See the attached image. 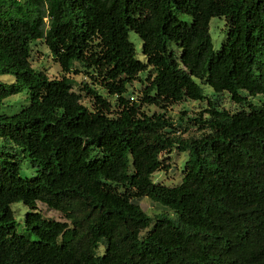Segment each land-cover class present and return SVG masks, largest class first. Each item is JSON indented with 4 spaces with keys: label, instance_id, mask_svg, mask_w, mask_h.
Wrapping results in <instances>:
<instances>
[{
    "label": "trees",
    "instance_id": "trees-1",
    "mask_svg": "<svg viewBox=\"0 0 264 264\" xmlns=\"http://www.w3.org/2000/svg\"><path fill=\"white\" fill-rule=\"evenodd\" d=\"M214 18L227 26L219 50ZM38 41L60 79L32 67ZM82 72L105 94L75 91ZM10 74L0 109L25 92L29 105L0 114V264H264V104L248 99L264 96V0H0V76ZM140 77V95L130 93ZM201 85L242 109L208 100L180 119L201 133L183 138L165 111L204 102ZM174 150L188 155L182 182L155 183ZM22 160L34 178L21 176ZM145 198L164 212L150 216ZM39 203L66 222L44 218Z\"/></svg>",
    "mask_w": 264,
    "mask_h": 264
},
{
    "label": "rangeland",
    "instance_id": "rangeland-1",
    "mask_svg": "<svg viewBox=\"0 0 264 264\" xmlns=\"http://www.w3.org/2000/svg\"><path fill=\"white\" fill-rule=\"evenodd\" d=\"M227 31L226 21L220 18H214L210 22V34L213 42V46L216 50H219L225 41V33ZM130 41L136 47V53L141 61H145L143 57V43L140 37L134 32L130 33ZM31 64L34 69L37 71L43 72L48 75L50 79H60L63 76L61 67L53 59L50 50L42 41H38L32 45V58ZM71 77L77 81L78 86L75 87V91L82 92L84 85L88 84L92 88H97L99 91L105 92L101 89L99 81L94 80L88 77L85 72L80 73L79 75L72 74ZM144 77V76H143ZM141 77L135 81L130 88V93L135 92L136 95H140L141 90L143 89V81ZM14 82V77L10 75H1L0 76V85L1 84H10ZM204 89L206 100L204 102L199 101H184L179 104L170 106L165 111V114L170 117L176 123V130L183 138L197 137L201 133L194 127L190 128L188 132H184L186 124L181 122L180 119L184 118H198L200 113H204V110L208 107V100L219 101L220 109H226L231 113H236L242 109V105H236L229 97L228 93L223 95L217 94L214 90L208 85H201ZM245 95V94H244ZM248 99L254 105L264 104V96H257ZM83 104L92 108L93 100L88 97L86 93L83 92ZM29 105V96L25 92L16 96H12L5 101L4 105L0 109V114L14 115L17 112H20L23 107ZM247 110L249 108H246ZM149 115L154 113L164 112L163 110L156 107H144L142 109ZM165 159V167L162 171L157 172L153 180L155 183H160L166 186L174 187L179 185L183 179V169L185 162L188 159V155L184 153H179L177 150H174L171 154L166 153L163 156ZM168 166V168H166ZM21 176L23 178L32 179L37 175V170L31 165L28 160L21 161ZM142 209L147 212L150 216L154 217L156 214L164 212V208L160 204L154 203L149 198H145L140 202ZM12 210L14 212V217L18 223L17 233H25V217L30 211L29 208L24 205V203H15L12 205ZM38 211L42 213L43 217L50 220L66 222V219L60 212L53 211L49 209L46 205L39 203ZM146 234V231L143 235ZM104 248L102 247V252Z\"/></svg>",
    "mask_w": 264,
    "mask_h": 264
}]
</instances>
